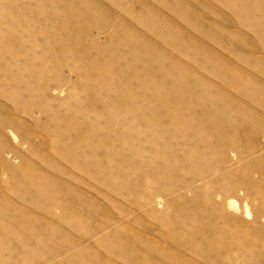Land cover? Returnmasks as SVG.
Segmentation results:
<instances>
[{
	"label": "rangeland",
	"instance_id": "374dc122",
	"mask_svg": "<svg viewBox=\"0 0 264 264\" xmlns=\"http://www.w3.org/2000/svg\"><path fill=\"white\" fill-rule=\"evenodd\" d=\"M0 264H264V0H0Z\"/></svg>",
	"mask_w": 264,
	"mask_h": 264
}]
</instances>
